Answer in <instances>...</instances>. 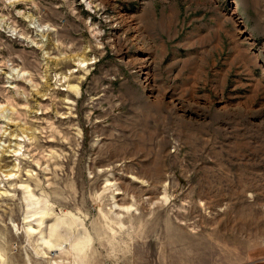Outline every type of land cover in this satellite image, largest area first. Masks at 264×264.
Here are the masks:
<instances>
[{
  "label": "rangeland",
  "instance_id": "rangeland-1",
  "mask_svg": "<svg viewBox=\"0 0 264 264\" xmlns=\"http://www.w3.org/2000/svg\"><path fill=\"white\" fill-rule=\"evenodd\" d=\"M259 252L264 0H0V264Z\"/></svg>",
  "mask_w": 264,
  "mask_h": 264
},
{
  "label": "crops",
  "instance_id": "crops-1",
  "mask_svg": "<svg viewBox=\"0 0 264 264\" xmlns=\"http://www.w3.org/2000/svg\"><path fill=\"white\" fill-rule=\"evenodd\" d=\"M260 256L263 254V258L260 257V260L264 261V253L263 252H259L258 253ZM258 254L256 256H252L251 260L252 262L250 264H264L263 261L257 260L255 257H258ZM233 264H246L244 260H242L241 262H239L238 258H236L233 262Z\"/></svg>",
  "mask_w": 264,
  "mask_h": 264
}]
</instances>
